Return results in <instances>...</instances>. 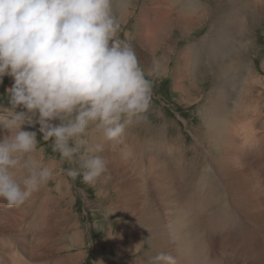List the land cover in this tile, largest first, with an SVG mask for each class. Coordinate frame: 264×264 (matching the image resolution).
I'll use <instances>...</instances> for the list:
<instances>
[{
    "label": "rangeland",
    "instance_id": "obj_1",
    "mask_svg": "<svg viewBox=\"0 0 264 264\" xmlns=\"http://www.w3.org/2000/svg\"><path fill=\"white\" fill-rule=\"evenodd\" d=\"M128 1H130L128 5L126 6L127 2L125 4L127 14L119 13L114 5L113 11H115V15L119 14L116 16L123 25L122 36H125L134 46L146 77L153 84L152 107L148 119L146 122L130 128L121 143H105L103 155L108 162L107 178H102L95 186L84 184L80 178L72 180L68 177L65 174V169L69 165L60 159L57 152L53 151L50 141H43L39 124L26 125L25 130L34 131L37 134L39 140L38 158L44 166L53 171L54 175L26 205L20 208H7L0 202V264H142L141 257L144 250L148 248L150 252L155 253L157 249H154V242L149 236L148 224L145 221H140L143 206L138 196L139 194L144 196L143 198L146 196L138 190L139 187H143L147 189L149 196L154 197L153 177L150 178L148 175L146 166L148 167L152 163L149 162V157L151 158L153 149L160 143L168 146L170 153H165V155L168 159H166L167 162L173 163L174 166L171 167L173 171L176 170L178 164L189 171V176L187 174L190 184L187 189L189 190L187 191L188 195L195 193L192 191L195 182H201L200 184H205L207 187L210 185L208 188L211 189L212 194L207 205L202 209L203 204L200 202L199 205L197 203L195 207H192L205 216L204 222L209 219V214L220 210L219 205H225L227 192L215 175V171L210 170L214 169L220 158L219 147L212 145V132L207 130L205 124V117L210 113L208 109L218 108V106L212 105L211 99L215 96L216 91L223 86L224 78L218 71L213 72L214 69L206 61L205 63L198 62L197 66L194 65V56L191 57L192 61L189 58L191 53L187 50L196 45L202 47L204 45L203 52L208 49L205 40L208 38V31L213 27L214 22H223L220 21L216 13L210 17L213 7L216 10L223 9L232 3L244 6L248 5L247 1L198 0L196 2L200 4L198 19H187L183 23L181 22L179 30L173 28L169 32L162 29L163 10L159 4L163 0ZM114 2L115 0L113 4ZM181 6L185 7L182 4ZM172 8H175V5ZM179 11L182 12L180 9ZM207 16L209 18L204 20L203 18ZM178 18L180 15L175 17V19ZM246 27V37H244L245 35L241 37L244 40L237 39L239 42L241 40L240 43L243 44L242 48L245 53L232 56L231 63L243 73L245 78H249L251 75L254 78L251 80L254 101H251L252 106L248 111L252 114L253 123V125H249L254 133H258V137L250 148L251 158H248L249 161L245 164V168H248V165H253V168L256 169L254 166H258L264 172V162L259 160L264 158V20L254 18L253 22L247 24ZM149 29H153V31L149 32ZM158 37H161L160 42ZM170 39L176 42L173 47L174 53L168 61L170 74L163 77L158 76L157 73L154 76L150 75L151 73H147L143 67L139 55L144 52L147 61L151 57L154 60L161 59L166 45L171 42ZM165 41L168 44H164ZM179 55L183 56L181 66L177 64ZM178 68L181 71L186 68L188 76L184 79L178 76L174 80V71ZM194 69L198 71L196 76L191 74ZM241 80V77L234 79L237 91L238 85L242 83ZM12 85L13 79L9 76H5L0 82V105L10 107L7 102V90ZM255 114L258 115L256 116L258 123L254 122ZM241 115L242 113L236 110L229 114V119L234 120L235 116H238V124H241L240 119L243 117ZM220 117L221 120L226 119L225 113H220ZM224 133V128L221 127L219 132H215L216 138L225 135ZM6 134L5 130L0 129V138ZM93 138L99 141V134L94 132ZM162 147L163 145L156 148L161 149ZM123 152L125 160H119L118 158L123 155ZM136 159L141 164L142 162L144 165L147 163L145 168L143 165H138V162L135 165L133 162H136ZM162 166L164 165L158 164L155 171L158 173ZM128 169H131L132 172H129ZM217 169L219 168L217 167ZM134 186L135 188H133ZM150 199L152 200V198ZM263 201L264 198H261L260 202ZM156 204L157 209L161 210L159 215L162 224H164L163 219L165 217L168 219V214L162 212L163 208L159 204L158 197ZM132 207L134 208L132 209ZM196 228L199 229V235H203L200 239L201 242L197 241V243L207 241L208 235L201 233V227L196 226ZM251 228L254 232L255 227ZM197 233L195 232L196 236H198ZM229 234L228 230H223L220 234L217 233L216 239L224 236V241L227 242L228 240L225 239L229 238ZM251 240L252 236L248 241ZM228 245L226 244V246ZM230 247H226L227 250L225 249L226 251L222 252L223 255L221 254L225 261H229L230 257L234 264H248L245 258H241V253L236 252L232 246ZM199 253L205 257L204 261H206L210 250L204 247L199 249ZM263 263L262 261L257 262V264Z\"/></svg>",
    "mask_w": 264,
    "mask_h": 264
},
{
    "label": "clouds",
    "instance_id": "obj_2",
    "mask_svg": "<svg viewBox=\"0 0 264 264\" xmlns=\"http://www.w3.org/2000/svg\"><path fill=\"white\" fill-rule=\"evenodd\" d=\"M122 32L113 0H0V82L13 79L10 107L0 105L5 207L26 205L54 175L26 125L39 124L43 141L69 165L68 177L95 186L107 178L105 143H121L147 121L153 84ZM141 260L177 264L173 255L148 248Z\"/></svg>",
    "mask_w": 264,
    "mask_h": 264
},
{
    "label": "bare ground",
    "instance_id": "obj_3",
    "mask_svg": "<svg viewBox=\"0 0 264 264\" xmlns=\"http://www.w3.org/2000/svg\"><path fill=\"white\" fill-rule=\"evenodd\" d=\"M197 1L198 0L160 1L161 3L159 6L163 10L162 29H166V32L171 31L173 28L179 30L178 28L181 27V22L183 23L191 18V20H197L198 14L200 13V4L196 3ZM246 1L248 5L241 6L240 4L241 7L236 3L230 4L229 7L225 6L223 9L217 8L218 10L213 7L210 17L217 14L220 21L223 22H214L212 25L213 27L208 31V38L205 39L208 44V49L205 48L206 52H203L202 48L204 45L203 47L196 45L187 50V52L191 53L189 55L191 60L192 55L194 56V61L192 60L194 65L197 66L198 62L205 63L206 61V63L208 62L214 69L213 72L218 71L224 78L223 86L216 91L215 96L211 99L212 105L218 106V108L215 110L211 108L208 109L210 113L205 117V124L208 128L207 130H211L212 132H209L212 134V145L219 147L218 153H220V158L214 169L210 170L215 171V175L227 192V200L224 202L225 205H219L220 210H216L217 212L215 211L209 214V219L204 222L205 216L198 210L192 209V207H195L197 203L199 205L200 202L203 204L202 209L207 205L212 194L211 189L208 188L210 185L207 187L205 184H200L201 182H195L194 189L192 190L195 191V193L193 192L191 195H188L189 193L187 191L189 190L187 189L190 184L187 179L189 171L186 170V168L183 169L178 163V165H176V170H172L171 167L174 165L171 161L169 163L167 162L168 159L165 155V153L169 154L170 152H168L169 149L167 148V144L165 145L163 143L157 145L159 147L163 145L161 149L156 148L157 146L153 149V153L150 155L151 158L149 157V162L152 163H150L148 167L146 166L148 175L150 178L153 177L152 185L154 189H156H153L154 197L149 196L147 189L143 187H139L138 190V192L140 191L146 196V198H143L144 196L142 197L140 194L138 196L140 197V201L142 202L141 205L143 206V208H141L143 213L140 221H145L146 224H148L147 230L149 236L154 242V249H157V252L163 251L173 255L177 260V264H234L230 257L229 261H225V258L221 257L223 255L222 252L226 251L230 246H232L236 252L241 253V258H245L248 261V264H257L258 261L264 262V201L262 203L260 202V199L264 198V172L258 166H254L256 169L253 168V165H248L249 167L245 168V164L249 161L248 158H251L250 148H252L254 141L257 140L256 137H258V133H254L249 125H253V123L252 114L248 111L252 106L251 101H254L251 83V80L254 78L253 75L249 78H245L243 73H241L239 69H236L231 63L232 56L245 53L242 48L243 44L240 43L241 40L239 42L237 39L241 38L242 35H245L244 37H246V25L252 23L254 18L260 19L261 21L264 20V0ZM128 2L130 1L115 0L113 5L114 7H117L116 10L119 13L127 14L126 6L128 5ZM250 2L251 5H249ZM181 4L185 7H180ZM173 5H175V8H172ZM216 7H219V5H216ZM179 9L182 12H180ZM177 15H180V18L175 19ZM207 18L209 17L207 16L203 19L206 20ZM152 31L153 29H149V32ZM157 39H159V42L161 41V37H158ZM170 41L169 44L165 41L164 44L168 45H166L167 47L165 46L166 48L164 49L161 59L154 60L153 57H151L149 58V61H147L144 52L139 55L143 67H145L147 73H151L150 75L154 76L155 73H157L158 76L163 77L169 73L170 68L168 67V61L170 60L172 53H174L173 47L176 45V42H174L175 40L173 41L170 39ZM182 58L183 56L179 55L177 64L180 66ZM243 69L245 70V68ZM188 74L186 68H184L183 71L178 68L174 71L173 77L174 80H176L178 76H181L182 79H184ZM191 74H195L196 76L198 71L194 69L191 71ZM233 77L234 79H237L238 77L242 78L240 81L242 83L240 85L237 84L239 86L238 91L235 87L236 83ZM183 86H185V84ZM211 94L213 95L214 93L212 92ZM236 110L240 111L243 115L240 119L242 121L241 124H238V116H235V121L229 119V114ZM220 113H225L226 119L221 120ZM256 116L258 115L255 114L254 122L258 123V118H256ZM221 127L224 128L225 135L216 138L215 132H219ZM118 159L125 160V153L123 152V155ZM136 160V162H133L135 165L138 162V165H143L145 168L147 163L144 162V165L143 162L141 164L138 159ZM259 160L264 162V158ZM158 164H163L164 166L160 167L157 173L155 170ZM217 167L219 169H217ZM130 171L132 172L131 169L129 172ZM132 176L134 175L132 174ZM135 182L137 181L135 180ZM133 188H135V186ZM212 190L215 192L214 189ZM157 197L160 206L163 208L162 212L168 214V219H166V217L163 219V222H165L164 224H162L159 215L161 210L157 209ZM150 198L154 201L152 202ZM128 202L130 204V201ZM133 208L134 207H132V209ZM137 213L138 210L136 214ZM203 225H205V229ZM196 226L201 227L202 234L208 235L207 241L204 239L206 243H204L205 241L202 242L203 244L197 243V241L201 242L200 239L203 235H199L200 232ZM252 226L255 227L254 232L251 228ZM205 230L207 232H204ZM223 230H228L230 233L229 238L225 239L228 240L227 242L224 241V236L216 239L217 233L220 234ZM195 232H198V236H196ZM227 235L225 236L227 237ZM251 236L252 240L248 241ZM169 243L171 244L170 246ZM226 244L229 245L226 246ZM8 246L10 247L11 245L9 244ZM204 247H207L210 250L208 257L206 256V261H204L205 257L199 253V249Z\"/></svg>",
    "mask_w": 264,
    "mask_h": 264
}]
</instances>
